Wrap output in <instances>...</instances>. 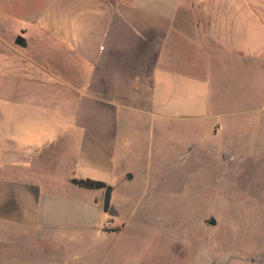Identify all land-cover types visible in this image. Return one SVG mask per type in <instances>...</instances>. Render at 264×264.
<instances>
[{
	"label": "crops",
	"instance_id": "crops-1",
	"mask_svg": "<svg viewBox=\"0 0 264 264\" xmlns=\"http://www.w3.org/2000/svg\"><path fill=\"white\" fill-rule=\"evenodd\" d=\"M0 15L24 38L0 40V222L24 225L25 245L55 209L103 216L158 118L208 117L214 79L264 63V0H0Z\"/></svg>",
	"mask_w": 264,
	"mask_h": 264
},
{
	"label": "rangeland",
	"instance_id": "rangeland-1",
	"mask_svg": "<svg viewBox=\"0 0 264 264\" xmlns=\"http://www.w3.org/2000/svg\"><path fill=\"white\" fill-rule=\"evenodd\" d=\"M10 24L0 15V40L13 44ZM253 71L213 80L222 100L208 117L157 119L135 161L126 159L133 170L112 194L117 215L92 208L79 226L55 209L60 224L31 230L26 245L25 226L2 221L0 252L34 250L37 264H260L264 63Z\"/></svg>",
	"mask_w": 264,
	"mask_h": 264
},
{
	"label": "water",
	"instance_id": "water-1",
	"mask_svg": "<svg viewBox=\"0 0 264 264\" xmlns=\"http://www.w3.org/2000/svg\"><path fill=\"white\" fill-rule=\"evenodd\" d=\"M24 38L22 35H18L16 37V42L19 44H23ZM132 177V176H130ZM112 192H113V187L111 185L106 187L105 190V195H104V202H103V210L111 216L117 215L118 211L114 204L112 203ZM212 223H215V220L211 221Z\"/></svg>",
	"mask_w": 264,
	"mask_h": 264
},
{
	"label": "trees",
	"instance_id": "trees-1",
	"mask_svg": "<svg viewBox=\"0 0 264 264\" xmlns=\"http://www.w3.org/2000/svg\"><path fill=\"white\" fill-rule=\"evenodd\" d=\"M73 181H75L76 183L80 185L90 187V188H98V187L107 186V184L102 181L92 180V179H74Z\"/></svg>",
	"mask_w": 264,
	"mask_h": 264
}]
</instances>
